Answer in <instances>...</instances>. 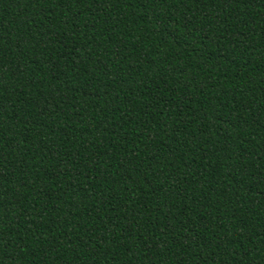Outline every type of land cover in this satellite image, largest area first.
Returning <instances> with one entry per match:
<instances>
[{
    "label": "trees",
    "instance_id": "1",
    "mask_svg": "<svg viewBox=\"0 0 264 264\" xmlns=\"http://www.w3.org/2000/svg\"><path fill=\"white\" fill-rule=\"evenodd\" d=\"M0 264H264V0H0Z\"/></svg>",
    "mask_w": 264,
    "mask_h": 264
}]
</instances>
